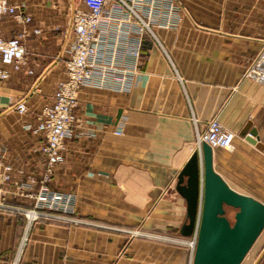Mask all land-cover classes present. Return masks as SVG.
I'll return each mask as SVG.
<instances>
[{"label": "crops", "instance_id": "0c3cea01", "mask_svg": "<svg viewBox=\"0 0 264 264\" xmlns=\"http://www.w3.org/2000/svg\"><path fill=\"white\" fill-rule=\"evenodd\" d=\"M179 1L187 13L178 27L144 36L130 92L80 91V124L45 184L74 195V211L43 210L19 264H185L188 250L162 243L186 246L179 238L188 205L178 177L214 119L235 135L232 150H213L216 172L264 203V87L244 79L264 49V0ZM9 2L32 21H0V34L20 37L28 58L23 70L9 68V79H0V149L12 168V180L0 184V264H15L29 224L25 211L36 206L29 195L47 175L45 137L26 125L35 126L55 101L71 12L82 6V0ZM22 100L25 114L15 109Z\"/></svg>", "mask_w": 264, "mask_h": 264}, {"label": "built area", "instance_id": "2783aa9c", "mask_svg": "<svg viewBox=\"0 0 264 264\" xmlns=\"http://www.w3.org/2000/svg\"><path fill=\"white\" fill-rule=\"evenodd\" d=\"M187 10L179 0H82L81 7L73 8L69 33L71 43L66 52L65 78L58 82L54 103L45 106L37 116L35 126L26 125L37 135H44L46 143L43 154L47 160V175L37 194L29 195L35 200V209L26 210L29 221L19 256L29 244L32 224L46 215L43 210L71 213L75 196L50 191L46 187L55 167L63 162L62 151L73 128L80 124L76 113L79 93L86 87L107 88L117 92L131 91L140 74L142 45L147 33L156 28L175 29ZM13 17L18 24H26L32 18L9 0H0V21ZM39 33L40 31H35ZM28 64L27 51L20 37L5 39L0 34V79H9V68L19 72ZM29 73L33 72L29 70ZM244 79L264 87V49L250 63ZM15 109L25 114L28 106L19 101ZM119 134V133H118ZM235 135L214 119L204 133L197 136V150L208 144L213 150L230 151ZM12 168L6 162V149H0V184L12 180ZM194 246L191 247L194 250Z\"/></svg>", "mask_w": 264, "mask_h": 264}, {"label": "water", "instance_id": "95a60500", "mask_svg": "<svg viewBox=\"0 0 264 264\" xmlns=\"http://www.w3.org/2000/svg\"><path fill=\"white\" fill-rule=\"evenodd\" d=\"M177 191L187 200L180 233L194 237L192 264H242L264 232V203L228 185L216 172L214 151L206 143L180 173ZM226 207L238 210L233 223ZM263 258L264 251L255 264Z\"/></svg>", "mask_w": 264, "mask_h": 264}, {"label": "rangeland", "instance_id": "374dc122", "mask_svg": "<svg viewBox=\"0 0 264 264\" xmlns=\"http://www.w3.org/2000/svg\"><path fill=\"white\" fill-rule=\"evenodd\" d=\"M237 211L238 210H236L234 208L226 207V216L228 217V219L232 223L235 221V215H236ZM174 236H179V235L175 234ZM175 239H178V237H176ZM179 240L182 241L183 243H186V246L182 245V244H175V243H170V242H164L162 244L166 245L168 247H172V248L179 247L181 249L188 250V255L186 257L185 264H190V262H191L190 251L193 250L191 248L190 244L192 245V243L194 242V237L193 236L190 238L183 237V238H179ZM263 251H264V232L259 237V239L257 240V242L255 243L252 250L249 252V254L247 255L246 259L244 260V262L242 264H254L258 260L259 256L263 253ZM168 252H171V250H168L166 252V255H163V256H168ZM192 254H193V252H192ZM259 264H264V258L259 262Z\"/></svg>", "mask_w": 264, "mask_h": 264}, {"label": "bare ground", "instance_id": "6f19581e", "mask_svg": "<svg viewBox=\"0 0 264 264\" xmlns=\"http://www.w3.org/2000/svg\"><path fill=\"white\" fill-rule=\"evenodd\" d=\"M194 246V244L192 243V245H191V247H193ZM255 264V263H254Z\"/></svg>", "mask_w": 264, "mask_h": 264}]
</instances>
